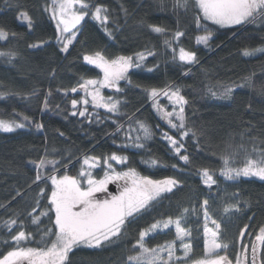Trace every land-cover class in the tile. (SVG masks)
<instances>
[{
  "label": "trees",
  "instance_id": "16d2710c",
  "mask_svg": "<svg viewBox=\"0 0 264 264\" xmlns=\"http://www.w3.org/2000/svg\"><path fill=\"white\" fill-rule=\"evenodd\" d=\"M92 2L108 8L109 27L114 30L118 24L119 30L115 31L114 37H110L97 22L86 18L77 42L69 48L68 54H64L59 51L55 23L50 19L49 12L44 11L45 7L52 4V0H18L20 9L27 11L35 21L31 30L26 22L18 20L15 6L8 7L4 0H0V28L9 32L8 40L0 41V51L16 53V59L11 62L0 57V92L15 93L0 100V119H17L19 122L22 116H27L30 121V126L24 129L11 133L0 132V236L7 237L4 221L11 218H18V222L23 220L26 230L35 231L37 228L30 223L29 213L36 205L39 187L32 184L35 168L29 161L38 160L47 152L49 159H59L63 164L66 162L61 156L63 154V157L73 161L69 166V174L75 175L85 154L103 157L105 154L117 153L129 156V162L141 174L151 175L154 179L174 176L183 182L182 187L163 194L166 198H161L154 215L158 219L168 215L176 217L184 207L191 209L196 206L197 213L190 212L185 221V226L192 229L193 251L189 259L203 256L202 210L199 205L205 198L209 199L210 216L220 223L222 238L229 242V257L233 258L243 243H248L250 256L255 235L264 227V181L242 177L227 181L219 175L218 169L221 166L220 157L227 151L235 149L239 152V158L243 159L241 145L249 151L254 145L258 149L264 148V144L259 143L264 140V95L259 92L260 88H264V53L247 57L243 55L245 49L264 45V27L248 25L218 28L209 24L214 37L207 47L198 46L196 38L202 31L195 24V11L192 8L187 11L174 8L173 0ZM122 9H126L127 14ZM149 24L165 28L166 33H153L147 27ZM177 30L183 31L185 35L172 45L176 48V55L180 47L196 51L197 64L184 65L178 59L173 61L172 48L166 47L165 39H171ZM11 33L16 35L12 36ZM40 41L45 42L42 47H29ZM145 46L157 53L155 57H148L147 66L152 67L153 62H156L159 67L153 72H148L146 68L131 70L129 77L132 84L120 82L126 91V96L120 98L128 102L124 111L134 112L136 117L153 128L155 135L148 142V147L164 165L157 168H146L140 164L141 156L136 154L135 149L125 152L118 149L120 138L117 137L116 143H113V136L109 135L115 132L111 120L88 124L81 123L82 118L68 115L70 99L79 98L81 93H69L66 97L62 91H57L75 86L81 75L86 78L102 75L99 69L83 61L84 54L100 50L114 58L116 55H132L144 50ZM249 77L251 86L246 82ZM167 84L179 86L181 94L188 99L189 103L185 106L186 124L194 128L199 137L198 148L191 137L185 138L190 154L188 165L170 150L166 140L161 139V131H168L172 135L176 133L163 123L151 99L143 91L144 88ZM238 84L243 87H236ZM210 85H232L235 88L232 98H213L207 92ZM49 90L52 92L48 97L50 110L46 111L43 110V99ZM109 94L112 91H106V95ZM57 104L60 105L59 109L55 107ZM97 111L105 115V110ZM124 119L121 117L120 121ZM35 123H42L44 129H36L32 126ZM112 163L118 171L127 170L124 165ZM173 164L177 167L173 168ZM205 167L217 180L211 191L203 185L198 174ZM94 175L102 178L101 170L95 169ZM40 186H43V182ZM17 190L24 194L23 199L19 196L13 199ZM236 193L239 194V201L234 195ZM236 202H241L243 210L240 213L223 212L227 204ZM243 202H247V206ZM40 203L43 205L45 202L41 200ZM41 210L37 207L33 215ZM41 219L43 221L45 218ZM150 219H142L141 226ZM245 224L248 225V231L241 240L239 232ZM135 234L133 229L130 236ZM172 239L173 230L157 233L150 237V246ZM126 243L130 247L134 240L128 239ZM2 251L4 247L0 246ZM126 252L121 242L103 249L79 247L70 254V260L71 264H126ZM177 254L183 255V252L178 250Z\"/></svg>",
  "mask_w": 264,
  "mask_h": 264
},
{
  "label": "snow or ice",
  "instance_id": "6c2138e0",
  "mask_svg": "<svg viewBox=\"0 0 264 264\" xmlns=\"http://www.w3.org/2000/svg\"><path fill=\"white\" fill-rule=\"evenodd\" d=\"M4 2L8 7H16L18 20L26 22L29 30L35 26V21L27 11L20 9L18 0H4ZM173 7L185 11L192 8L195 11V24L204 33L196 38V43L206 47L212 41L213 33L208 29L207 24L201 22H211L220 27L248 25L264 27V0H173ZM122 10L127 14L126 9ZM44 11L49 12L50 19L56 22L58 33L56 40L59 51L64 54H68L69 48L77 42V36L81 34L82 22L86 18L97 22L110 37H114L115 31L119 30L118 24L114 30L110 29L108 8L103 4L93 3L92 0H52V4L45 7ZM147 27L156 34L166 33V29L161 26L149 24ZM11 35L16 34L11 33ZM184 35L183 31L177 30L171 39H165V45L172 48L173 61L178 59L184 65H195L199 62L196 51L180 47L177 56L176 48L172 47L173 43L178 42ZM8 38L9 32L0 28V41ZM44 43L40 41L29 47H42ZM257 53H264V45L243 50V55L246 57ZM156 55V51L148 46L132 55H116L114 58L100 50L84 54L83 61L99 69L102 75H98L97 78H86L81 75L75 86L57 89L66 97L69 93H81L79 98L70 99L68 115L82 118L80 122L88 124H100L111 120L115 125V132L109 133L113 136V143H116V138L119 137L118 149L121 152L129 149L137 150L136 154L141 156L139 163L146 168L164 166L148 147V142L153 139L155 133L153 128L136 117L134 112L124 111L128 107V102L120 98L126 96L125 88L120 82L124 81L126 85H131L129 72L133 69L146 68L148 72L155 71L159 64L153 62V66L148 67L147 61L148 57ZM0 57L11 62L16 59V53L0 51ZM52 75H55V71ZM246 82L251 86L250 77ZM236 87L243 85L238 84ZM104 89L112 90V94L105 95ZM234 90L232 85H210L207 92L216 99H231ZM143 91L151 99L160 119L176 133L172 135L168 131H161V139L168 142L170 150L179 157L180 161L185 165L190 164L185 138L191 137L198 148L199 137L197 131L186 124L185 106L189 102L181 94V88L167 84L144 88ZM259 92L264 95V88H260ZM9 94L15 93L0 92V100L6 99ZM51 95L52 92L49 90L43 99V110H50L48 97ZM161 97L166 98L172 105L171 111L161 105ZM55 107L59 109L60 105L57 104ZM99 109H104L105 115H101L97 111ZM121 117L125 118L123 122L120 121ZM28 126L30 121L27 116H22L19 122L17 119H0V132L11 133ZM32 126L38 130L44 129L42 123H35ZM156 127L158 128L159 125ZM60 135L63 136L64 133L61 132ZM259 143L264 144V140H260ZM240 147L244 153L243 159L239 158V152L235 149L227 151L220 157L219 175L227 181H235L241 177H256L264 181V148L258 149L254 145L249 151L243 145ZM61 156L66 160L63 164L59 159H49L47 152L38 160L29 161L35 168L32 184L39 187L36 205L29 213L30 223L37 228L35 231L26 230L24 221L18 222V218L5 220L4 226L8 235L0 236V246L4 247V251L0 252V264H71L70 254L79 247L103 249L117 242L123 243L127 249L126 264H264V227H261L259 233L255 235L250 256L248 243H243L233 258H230L229 242L222 238L220 223L209 214L208 198L203 199L199 205V209L202 210L203 256L189 259L193 251L192 229L185 226V221L190 212L197 213L196 206L191 209L184 207L176 217L168 215L166 218L158 219L154 215L161 198H166L163 194L171 193L174 189L183 186V182L176 177L154 179L151 175L141 174L133 163L129 162V156L117 153L105 154L103 157L85 154L77 173L72 175L69 174V166L73 161L63 157V154ZM102 159L103 163H101ZM112 162L126 166L127 170L118 171ZM172 167L176 168L177 165L173 164ZM95 169L101 170L102 178L94 175ZM198 174L209 191L217 184V180L208 168L200 169ZM41 182L43 186H40ZM111 183L117 184L118 194L113 195L108 191V185ZM98 193L106 195L101 197L97 195ZM234 195L239 201V194ZM16 196L24 198V194L19 190L16 191L13 199ZM41 200L45 202L43 205L40 203ZM243 203L247 206V202ZM37 207L42 210L33 215ZM242 210L241 202L230 203L223 208L225 214L240 213ZM41 217L45 219L42 221ZM145 217L151 219L141 226L140 221ZM133 229L136 234L130 236ZM169 229H174V239L150 246V237ZM247 231L248 225L245 224L239 232L241 240ZM128 239L134 240L130 247L126 243ZM41 242H43L42 246ZM33 244L36 246H31ZM178 248L182 250L183 255L177 254Z\"/></svg>",
  "mask_w": 264,
  "mask_h": 264
},
{
  "label": "rangeland",
  "instance_id": "374dc122",
  "mask_svg": "<svg viewBox=\"0 0 264 264\" xmlns=\"http://www.w3.org/2000/svg\"><path fill=\"white\" fill-rule=\"evenodd\" d=\"M86 20V19H85ZM54 21V20H53ZM54 23L56 24V22L54 21ZM83 23V22H82ZM202 24H207L208 25V29L211 31V27L209 26V24H211V22H201ZM213 25V24H212ZM214 26H216V27H218V28H229V27H220V26H218V25H214ZM237 27V26H236ZM212 32V31H211ZM204 33L202 32L200 35H203ZM199 35V36H200ZM213 37H214V35H213ZM198 45V44H197ZM199 46V45H198ZM106 91H112V90H110V89H104L103 90V93L106 95ZM160 103H161V105H163L165 108H166V110H168V111H171L172 110V105L167 101V99L166 98H163V97H161L160 98ZM102 110H104V109H102ZM156 110V109H155ZM157 112V111H156ZM158 114V113H157ZM159 116V115H158ZM163 121V120H162ZM163 123L167 126V124H166V122L165 121H163ZM95 171V170H94ZM242 178H244V177H242ZM252 178H255V179H259V178H256V177H252ZM260 180V179H259ZM111 189V190H110ZM108 191L110 192V193H112L113 195H116V194H118V188H117V184L116 183H111V184H109L108 185ZM98 196H101V197H103V196H105L106 194H104V193H98L97 194ZM211 226V225H210ZM169 230H173L174 231V229H169ZM165 231H168V230H165ZM164 231V232H165ZM187 239V238H186ZM177 245H179V241H177ZM178 250H180L179 248H178ZM180 251H182V250H180Z\"/></svg>",
  "mask_w": 264,
  "mask_h": 264
},
{
  "label": "flooded vegetation",
  "instance_id": "af4514ba",
  "mask_svg": "<svg viewBox=\"0 0 264 264\" xmlns=\"http://www.w3.org/2000/svg\"><path fill=\"white\" fill-rule=\"evenodd\" d=\"M111 190V189H110Z\"/></svg>",
  "mask_w": 264,
  "mask_h": 264
}]
</instances>
